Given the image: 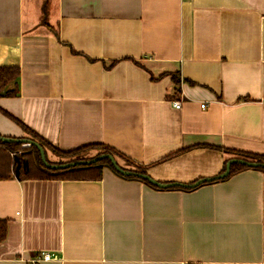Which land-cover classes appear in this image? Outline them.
Instances as JSON below:
<instances>
[{"label": "crops", "instance_id": "0c3cea01", "mask_svg": "<svg viewBox=\"0 0 264 264\" xmlns=\"http://www.w3.org/2000/svg\"><path fill=\"white\" fill-rule=\"evenodd\" d=\"M0 65L21 74L0 107L62 150L105 142L166 183L221 173L210 145L264 155V0H0ZM0 134L29 137L1 110ZM3 152L0 264H264L262 171L182 191L20 179Z\"/></svg>", "mask_w": 264, "mask_h": 264}, {"label": "trees", "instance_id": "16d2710c", "mask_svg": "<svg viewBox=\"0 0 264 264\" xmlns=\"http://www.w3.org/2000/svg\"><path fill=\"white\" fill-rule=\"evenodd\" d=\"M20 66L18 65H6L2 66L0 65V97H15L20 94L19 90V78H20ZM0 110L6 115L9 116L14 121L18 122L22 128L25 130L26 134L29 136L28 138H31L39 143L44 147L45 152L47 149H51L54 153H56L59 156V160L56 162L50 161V163L56 164V163H68L72 161H80V160H88L93 157L103 155L104 153L112 154L118 163L125 162L127 165H121L125 169L137 171L140 173L148 174V165L140 163L138 161L133 160L130 156H128L126 153H124L121 150H118L116 147L103 142H93L88 143L86 145H82L79 147L72 148L70 150H62L57 146H54L51 142H49L46 138L42 137L41 135H38L34 130H32L30 127L22 123L20 120H18L13 114H11L8 110H4L2 107H0ZM23 143L13 141V142H4L0 140V150H3V154L8 156L11 155L10 153L15 154V157L12 158L9 163L13 164L15 169L18 166V163L20 162L21 165L19 167V178L25 179L27 177L29 178H37V179H64V180H73V179H101L104 174L105 167L110 168L113 172H115L118 176H122L127 179L132 180H140L151 187H155L157 189H162L154 184L149 183L145 178H142L140 176L136 175H126L123 173H120L111 163L110 158L104 157L101 160H98L93 163L88 164H75L68 168H57V169H51L47 167L43 160H42V154L40 153L39 149L35 145H30L29 147H24L21 150ZM212 148H218L222 149L225 152L229 153L232 157H238L243 158L245 160H251L256 161L260 163H264V155L252 151H243L238 150L235 148H225L221 146H213L210 145ZM93 152V154H89V152ZM11 158V157H10ZM229 160V159H228ZM227 160V161H228ZM24 161H27L28 163L24 166ZM226 161V163H227ZM223 168V171L226 168ZM248 169H256L259 171H262L264 173L263 167H251L246 166L244 164L235 162L232 163L231 173L229 176L223 179H217L209 182H205L203 184L207 183H214L218 180H225L229 177H231L233 174L248 170ZM10 176V170L7 172L5 177L1 178H8ZM201 184V185H203ZM171 189H178V190H194L196 188H190V187H181V186H173L169 187ZM8 224L9 221L7 219L0 218V242L4 241L8 234Z\"/></svg>", "mask_w": 264, "mask_h": 264}, {"label": "water", "instance_id": "95a60500", "mask_svg": "<svg viewBox=\"0 0 264 264\" xmlns=\"http://www.w3.org/2000/svg\"><path fill=\"white\" fill-rule=\"evenodd\" d=\"M0 140L4 141V142H13V141H17V142H21L24 145L30 146V145H35L40 153L42 154V160L44 162V164L51 168V169H57V168H68L71 167L72 165L75 164H88V163H93L96 162L98 160L103 159L104 157H108L111 160L112 165L114 166V168H116L120 173L126 174V175H138L142 178H145L149 183L154 184L162 189H169V187H173V186H181V187H190V188H196L201 186V184L205 183V182H209V181H213V180H217V179H223L226 178L227 176L230 175L231 173V168H232V163L238 162L241 164H244L246 166H251V167H263L264 168V163H260V162H256V161H251V160H245L243 158H238V157H232L230 158L227 163H226V168L224 171H222L221 173L217 174L216 176L213 177H202L201 179L196 180L195 182L192 183H180V182H161L156 180L155 178H152L149 174H144V173H140V172H135L133 170H129V169H125L124 167H122L121 165H119L118 161L116 160V158L109 153H104L103 155H99L96 157H93L91 159L88 160H80V161H72V162H68V163H50L47 160V153L45 152L44 147L41 145V143L28 138V137H24V138H14V137H6V136H2L0 134ZM27 161H24V164H27ZM20 162L18 163L17 166V170L20 167ZM17 177H19V170L17 171Z\"/></svg>", "mask_w": 264, "mask_h": 264}, {"label": "built area", "instance_id": "2783aa9c", "mask_svg": "<svg viewBox=\"0 0 264 264\" xmlns=\"http://www.w3.org/2000/svg\"><path fill=\"white\" fill-rule=\"evenodd\" d=\"M175 105H176V108H181V102L178 101V103H176ZM203 105H206V104H203ZM37 258L38 259L36 260H39V259L49 260L50 258H52V254H50L49 252H43V254Z\"/></svg>", "mask_w": 264, "mask_h": 264}, {"label": "rangeland", "instance_id": "374dc122", "mask_svg": "<svg viewBox=\"0 0 264 264\" xmlns=\"http://www.w3.org/2000/svg\"><path fill=\"white\" fill-rule=\"evenodd\" d=\"M24 147H29L27 145H22L21 147V150L24 148ZM47 160L50 162V161H53V155L51 153H49V151H47Z\"/></svg>", "mask_w": 264, "mask_h": 264}, {"label": "flooded vegetation", "instance_id": "af4514ba", "mask_svg": "<svg viewBox=\"0 0 264 264\" xmlns=\"http://www.w3.org/2000/svg\"><path fill=\"white\" fill-rule=\"evenodd\" d=\"M21 164V163H20Z\"/></svg>", "mask_w": 264, "mask_h": 264}]
</instances>
